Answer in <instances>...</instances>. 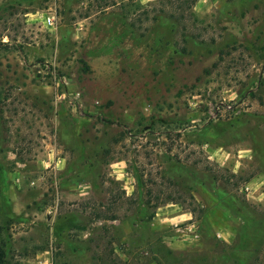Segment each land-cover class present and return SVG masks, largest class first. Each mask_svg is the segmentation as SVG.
Instances as JSON below:
<instances>
[{"label":"rangeland","instance_id":"obj_1","mask_svg":"<svg viewBox=\"0 0 264 264\" xmlns=\"http://www.w3.org/2000/svg\"><path fill=\"white\" fill-rule=\"evenodd\" d=\"M0 227L4 264H264V0H0Z\"/></svg>","mask_w":264,"mask_h":264},{"label":"trees","instance_id":"obj_2","mask_svg":"<svg viewBox=\"0 0 264 264\" xmlns=\"http://www.w3.org/2000/svg\"><path fill=\"white\" fill-rule=\"evenodd\" d=\"M0 234H1V227H0ZM6 259V252L3 246V242L0 238V264H4Z\"/></svg>","mask_w":264,"mask_h":264},{"label":"built area","instance_id":"obj_3","mask_svg":"<svg viewBox=\"0 0 264 264\" xmlns=\"http://www.w3.org/2000/svg\"><path fill=\"white\" fill-rule=\"evenodd\" d=\"M53 21H52V18L50 17V16H46L45 18H44V24L45 25H47V26H52V23Z\"/></svg>","mask_w":264,"mask_h":264}]
</instances>
